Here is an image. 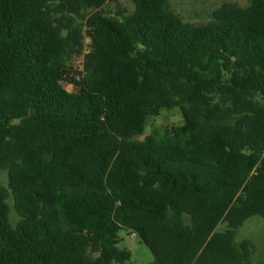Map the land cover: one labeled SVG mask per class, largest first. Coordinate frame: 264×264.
<instances>
[{
  "label": "trees",
  "instance_id": "trees-1",
  "mask_svg": "<svg viewBox=\"0 0 264 264\" xmlns=\"http://www.w3.org/2000/svg\"><path fill=\"white\" fill-rule=\"evenodd\" d=\"M173 1L0 0V264H126L123 230L152 264H253L236 237L264 218V0L207 23ZM174 108L183 126L136 140Z\"/></svg>",
  "mask_w": 264,
  "mask_h": 264
},
{
  "label": "rangeland",
  "instance_id": "rangeland-1",
  "mask_svg": "<svg viewBox=\"0 0 264 264\" xmlns=\"http://www.w3.org/2000/svg\"><path fill=\"white\" fill-rule=\"evenodd\" d=\"M251 0H175L172 3L173 9L188 23H207L210 21L212 13L225 3H235L246 7ZM107 11L115 15L119 10H125L132 13L135 6L132 0H119L118 3H108L105 7ZM89 45V40L86 42ZM83 58H76L71 62L72 70H69L70 76H76L83 71ZM63 86L72 93L79 92V87L69 82H63ZM184 125L183 116L179 108L172 110H162L158 116L150 117L147 122L146 131L143 136L136 140L143 141L147 136L155 132L165 134L175 127ZM0 184L8 185V173L4 171L0 176ZM11 206L10 222L16 225L20 218L15 211L13 198L9 200ZM225 225H221L219 230H224ZM120 249L131 253L132 258L126 264H152L154 256L149 248L133 233L123 230L120 232ZM250 240L255 247V253L252 258L253 264H264V218L256 216L249 219L245 225L238 231L236 242Z\"/></svg>",
  "mask_w": 264,
  "mask_h": 264
},
{
  "label": "built area",
  "instance_id": "built-area-1",
  "mask_svg": "<svg viewBox=\"0 0 264 264\" xmlns=\"http://www.w3.org/2000/svg\"><path fill=\"white\" fill-rule=\"evenodd\" d=\"M135 235V234H134Z\"/></svg>",
  "mask_w": 264,
  "mask_h": 264
}]
</instances>
